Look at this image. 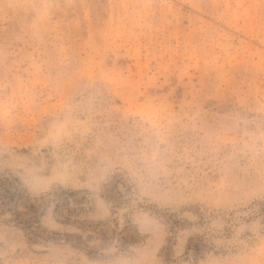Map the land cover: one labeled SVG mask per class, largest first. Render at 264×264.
Masks as SVG:
<instances>
[{
    "label": "rangeland",
    "instance_id": "1",
    "mask_svg": "<svg viewBox=\"0 0 264 264\" xmlns=\"http://www.w3.org/2000/svg\"><path fill=\"white\" fill-rule=\"evenodd\" d=\"M0 264H264V0H0Z\"/></svg>",
    "mask_w": 264,
    "mask_h": 264
}]
</instances>
